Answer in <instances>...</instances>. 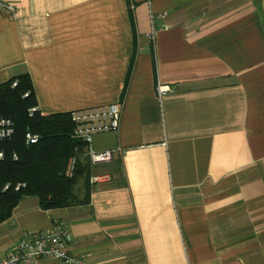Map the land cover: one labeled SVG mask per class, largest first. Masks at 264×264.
Wrapping results in <instances>:
<instances>
[{
    "label": "crops",
    "instance_id": "1",
    "mask_svg": "<svg viewBox=\"0 0 264 264\" xmlns=\"http://www.w3.org/2000/svg\"><path fill=\"white\" fill-rule=\"evenodd\" d=\"M9 1L0 84L28 74L41 115H121L92 137L114 152L90 165L89 202L23 197L0 260L60 224L87 264H264V0Z\"/></svg>",
    "mask_w": 264,
    "mask_h": 264
},
{
    "label": "trees",
    "instance_id": "2",
    "mask_svg": "<svg viewBox=\"0 0 264 264\" xmlns=\"http://www.w3.org/2000/svg\"><path fill=\"white\" fill-rule=\"evenodd\" d=\"M16 82L15 86L12 83ZM27 93V96L24 94ZM36 105L31 79L22 74L0 84V118L13 122V134L0 139V223L7 220L25 196H36L42 209L63 208L89 202L90 162L83 142L72 137L74 125L69 113L29 115ZM32 131L40 135L35 144H26L24 135ZM17 155L16 159L12 154ZM76 155L73 175L64 170L68 159ZM20 184L19 189L15 186ZM8 188L4 190V186ZM82 192V196L77 195Z\"/></svg>",
    "mask_w": 264,
    "mask_h": 264
},
{
    "label": "built area",
    "instance_id": "3",
    "mask_svg": "<svg viewBox=\"0 0 264 264\" xmlns=\"http://www.w3.org/2000/svg\"><path fill=\"white\" fill-rule=\"evenodd\" d=\"M17 6L9 0H0V12L13 17ZM153 31L148 35L149 40H153ZM17 81L12 83L16 85ZM170 92V87L161 83L156 85V93L159 99ZM28 94L25 93L24 96ZM38 111L35 105L28 110L29 115ZM121 115V106L117 102L109 104L84 107L69 112L70 119L74 125L72 137L83 142L84 151L87 155L90 165L109 162L113 159V149L95 151L90 145L92 137L95 134L116 131L119 127ZM13 122L9 118H0V139H9L13 134ZM25 143L35 144L40 140V135L32 131H27L24 135ZM4 152L0 150V159H3ZM16 159L17 155L12 154ZM77 162L76 155L71 156L66 164L64 174L71 177L75 171ZM101 177H93L97 181ZM20 184L15 186L19 189ZM8 185L4 186V190ZM71 240L68 230L60 224H54L48 231L41 234H35L29 238H22L17 245L0 260V264H41L43 258L61 260L68 264H87L82 257L69 254L65 249V243Z\"/></svg>",
    "mask_w": 264,
    "mask_h": 264
},
{
    "label": "rangeland",
    "instance_id": "4",
    "mask_svg": "<svg viewBox=\"0 0 264 264\" xmlns=\"http://www.w3.org/2000/svg\"><path fill=\"white\" fill-rule=\"evenodd\" d=\"M77 195H78L79 197H81V196H82V192L77 191Z\"/></svg>",
    "mask_w": 264,
    "mask_h": 264
}]
</instances>
